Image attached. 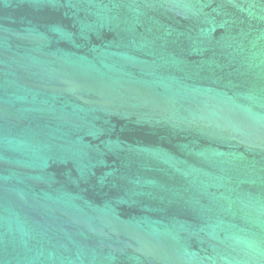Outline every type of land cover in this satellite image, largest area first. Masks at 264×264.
<instances>
[{"label":"water","instance_id":"1","mask_svg":"<svg viewBox=\"0 0 264 264\" xmlns=\"http://www.w3.org/2000/svg\"><path fill=\"white\" fill-rule=\"evenodd\" d=\"M0 264H264V0H0Z\"/></svg>","mask_w":264,"mask_h":264}]
</instances>
